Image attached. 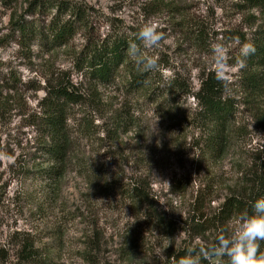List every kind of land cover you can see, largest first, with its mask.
Here are the masks:
<instances>
[{"label": "rangeland", "instance_id": "374dc122", "mask_svg": "<svg viewBox=\"0 0 264 264\" xmlns=\"http://www.w3.org/2000/svg\"><path fill=\"white\" fill-rule=\"evenodd\" d=\"M147 1L0 0V245L9 250L0 264L17 262L13 248L23 238L40 248L41 264H171L175 254L213 243L222 227L235 223V217L214 223L197 236L192 217L202 207L215 218L230 195L247 189L245 173L264 154V86L252 90L251 68L235 63L237 38L243 42L245 33L252 41L264 14L242 9V0H181V12L168 21L152 16ZM59 11H67L66 20L81 17L68 45L21 39L19 23L34 22L37 31ZM146 22L163 33L159 47L146 50L158 58L155 70H138L128 55L110 84L96 87L82 76L77 57L88 42L112 35L134 40ZM213 43L227 50V95L236 105L219 159L204 148L197 103L188 94L216 73ZM64 75L87 97L73 106L74 157L87 169L71 168L50 185L35 172L43 159L28 116L46 82ZM138 77L145 79L139 86ZM171 85L172 92L159 96ZM117 117L120 127L108 136ZM138 180L155 208H138L123 193ZM158 213L171 230L156 225Z\"/></svg>", "mask_w": 264, "mask_h": 264}, {"label": "trees", "instance_id": "16d2710c", "mask_svg": "<svg viewBox=\"0 0 264 264\" xmlns=\"http://www.w3.org/2000/svg\"><path fill=\"white\" fill-rule=\"evenodd\" d=\"M242 9L258 10L264 14V0H242ZM181 0H148L146 5L149 7V13L153 16L168 18V21L175 20L181 12ZM60 14L55 16L47 25L41 26L37 31L33 29L35 23H19L18 32L21 39L34 40L37 36L43 42H50L54 47H63L70 43L78 30V20L72 21L67 17V11H59ZM63 12V13H62ZM65 20V21H64ZM167 21V22H168ZM253 34L252 41L242 33L240 39L249 41L254 45L255 52L249 56L246 63L251 68V74L247 78L248 86L259 91L264 86V24L258 26ZM129 41L123 36H107L96 42H88L84 50L77 57L79 72L84 77H89L95 83V86L107 85L113 82L119 68L125 63L128 57ZM215 72L209 73L200 79L199 87L196 90H189L188 94L193 97L197 103V115L199 128L206 134L204 139V148L210 152L214 159H219L227 148L229 139V128L236 111V105L232 97L227 95L229 84L217 81ZM142 79V78H141ZM135 78L134 81L139 86L145 79ZM147 80V79H146ZM77 84L71 81L70 76L64 75L63 78L57 79L54 84L46 82L45 95L38 102L37 108L28 116V125L33 128V132L38 135V153L43 159L42 163L37 166L43 168L37 169L38 178L47 180L51 183L61 181L72 168L80 169L85 172L87 168L82 159L75 160V138H74V120L73 106L82 104L86 101L85 94L76 88ZM173 85L165 89L159 96H164L166 92H172ZM96 90V89H95ZM97 94V93H96ZM3 101L0 100V106ZM126 117L122 118L125 120ZM120 127L118 117L110 129V133L116 134ZM204 150V151H205ZM36 161V160H35ZM83 169V170H82ZM79 173V172H78ZM141 181H136L131 189L123 193H128L133 204L142 208L146 205L149 209L155 208L154 199L151 198L150 192L144 187ZM243 184L246 188L238 194L230 195L215 218H209L202 207H198L192 217V228L197 236L205 234L215 223L217 226H224L230 219L237 216L244 209L251 212V204L257 199L264 198V154H261L255 160L253 166L245 173ZM2 188H0L1 191ZM157 226L165 227L171 230L170 221L165 216L154 215ZM223 228V227H222ZM17 262L15 264H41L40 248L36 246L34 240L23 238L19 243L14 245ZM6 245H0V259L5 262L8 258ZM260 251H264V242H260ZM184 256L181 252L175 254L179 258ZM226 264L227 258H223ZM4 264V263H3ZM204 264L209 262L204 261ZM216 264V262H211Z\"/></svg>", "mask_w": 264, "mask_h": 264}, {"label": "clouds", "instance_id": "9594fccd", "mask_svg": "<svg viewBox=\"0 0 264 264\" xmlns=\"http://www.w3.org/2000/svg\"><path fill=\"white\" fill-rule=\"evenodd\" d=\"M163 33L157 31V25L146 22L139 27L134 40L128 44V55L138 70L153 71L158 67V58L148 55L147 49L159 47ZM235 63L246 67V60L254 54V45L249 41L240 42ZM212 59L216 65L215 78L227 84V50L222 43L211 45ZM232 224V222H229ZM260 242H264V198L251 204V212L244 209L235 217L230 229L222 228L217 232L213 243L198 248L188 247L186 254L179 258L171 257V264H202V261L216 260V264H264V251H260ZM219 258V259H218Z\"/></svg>", "mask_w": 264, "mask_h": 264}]
</instances>
